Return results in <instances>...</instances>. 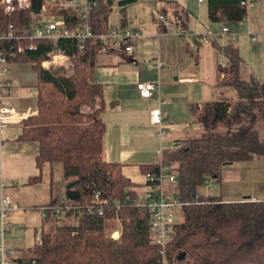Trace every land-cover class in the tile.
<instances>
[{"label": "trees", "instance_id": "1", "mask_svg": "<svg viewBox=\"0 0 264 264\" xmlns=\"http://www.w3.org/2000/svg\"><path fill=\"white\" fill-rule=\"evenodd\" d=\"M95 1L88 16L92 38L81 52L71 39L0 41V48L15 55L8 62L29 65L35 76L36 114L21 122L17 140L36 143L37 168L43 163L60 165L63 200L79 206L77 214L65 215L67 219L76 216V226L40 235L31 251L33 264H154L156 260L157 248L147 242V214L131 203L135 198L129 190L132 184L121 176L118 164L100 159L104 105L101 86L92 83L91 76L101 48L96 37L107 26L110 2ZM135 1L120 0L118 5L122 8ZM239 1L206 0L208 22H241L246 11ZM30 2L29 9L9 17L0 8V33L7 24L18 29L31 21L30 13L38 9L39 0ZM60 14L68 25L74 20L70 11ZM170 15V23H180L184 29L185 20L174 10ZM211 45L226 59V65L217 68L224 75L215 85L218 99L202 103L199 110L190 106L197 129L183 140L187 145L182 151L164 152L161 158L176 179L173 197L182 204V222L175 226L164 254L167 264H264V200L223 202L198 192L208 181L219 183L221 170L233 164L259 159L264 165V140L256 130L257 125H264V80L240 78L241 58L231 44ZM27 46L33 49L15 52ZM54 46L69 57L70 69L40 67ZM156 170V165L140 166L142 174ZM38 181L34 178L27 184ZM94 191H99L102 216L85 210L92 204ZM54 205L51 201L46 217L52 215ZM114 214L122 225L118 241L103 237L106 220Z\"/></svg>", "mask_w": 264, "mask_h": 264}, {"label": "crops", "instance_id": "2", "mask_svg": "<svg viewBox=\"0 0 264 264\" xmlns=\"http://www.w3.org/2000/svg\"><path fill=\"white\" fill-rule=\"evenodd\" d=\"M119 1L110 0L107 25L138 31L139 38L133 42L134 52L129 56L122 53L98 54V65L93 70L91 81L101 86L104 105L100 113L104 126L100 159L119 165L121 176L132 184L129 190L137 197L147 190L142 183L140 166L157 164L163 155L159 151L160 146L166 147L172 141L183 142L192 135L187 122L194 121L190 106L199 110L202 103L218 99L219 90L215 85L224 75L218 73L217 68L225 66L226 59L211 43L219 48L231 44L237 49L241 58L239 74L243 80L248 77L264 80V48L259 49L257 57L252 60L246 71L247 77H242L240 50L245 49L244 39L249 40L247 34L253 31L247 19L242 32L232 33L227 29L229 33L221 35V27L226 24L208 22L206 0L201 3L196 0H136L122 8ZM172 10L180 20H185L184 29L180 28V23L177 26L170 23ZM153 12L164 15L166 26L155 18ZM214 26H219V29ZM210 33L215 36L211 38ZM201 37L207 38V45L201 44ZM157 60L161 64L159 70L153 65ZM145 62L150 64L149 68ZM23 66L8 64L13 83L8 104L21 115V119L18 123L9 124L1 132L0 139L1 193L15 204L7 214L8 231L1 243L14 253V261L31 258V251L40 235L56 229L55 218L44 214L51 201L57 204L64 199L65 186L60 165L43 163L37 168L36 143L17 140L21 122L36 114L35 76L23 71ZM147 81H158L159 88L152 91L148 99H141L135 85ZM155 108L165 115L170 125L169 137L163 141L155 137L154 126L150 123V111ZM231 167L221 170L219 181L230 189L242 178V173ZM34 178L39 181L27 184ZM233 189L231 199H220L223 202L245 200L247 197L250 201L264 200V194L256 198H236L239 195L236 188ZM163 191L166 197L174 198L172 186L166 185ZM178 219L182 222V215Z\"/></svg>", "mask_w": 264, "mask_h": 264}, {"label": "built area", "instance_id": "3", "mask_svg": "<svg viewBox=\"0 0 264 264\" xmlns=\"http://www.w3.org/2000/svg\"><path fill=\"white\" fill-rule=\"evenodd\" d=\"M110 2V0H108ZM198 3L203 0H196ZM259 0H240L239 6L244 8L246 13L251 10ZM111 3V2H110ZM30 0H1L0 8L4 16L9 17L11 14L19 11L29 9ZM96 6L95 0H39L38 9L30 13L31 21L26 25L14 29L11 24H7L6 29L0 33V41L9 40H50L55 43L58 39H71L76 42V49L81 52L84 43L92 38L91 27L88 24V16L90 11ZM63 11H70L74 14V20L68 25L60 14ZM155 18L163 25L166 26L167 21L162 14L153 12ZM16 32V34H15ZM228 32L225 26L221 27L220 34L226 35ZM138 31L130 29H121L107 25L104 32L99 34L96 38L101 44L98 51L99 55L107 53H122L131 55L134 52L135 42L139 38ZM211 38L215 34H208ZM249 41L257 44L260 38L254 34L248 33ZM200 42L203 45L208 44L206 37H201ZM191 49L194 46L189 44ZM11 49V48H10ZM33 46H27L24 49L17 47L15 52L21 54L24 50H32ZM14 57L12 52L7 53L4 49L0 48V139L1 132L9 125L18 123L21 115L12 109L8 104L10 91L13 83L9 77L7 59ZM146 63L149 68L150 64ZM154 68L159 70L161 67L160 62H154ZM44 70H53L62 68L67 70L70 68L69 57L63 54L56 46L50 52L46 60L40 64ZM159 88V82H138L135 89L141 99H148L152 91ZM150 123L154 126V135L159 141H163L169 137V121L162 114L158 108L150 111ZM186 145L184 142L172 141L168 146H160V152H179L182 151ZM162 156L159 157L156 165L155 172L146 173L142 175V183L147 187V190L140 196L135 197L131 203L134 207L145 210L147 214V242L150 246L157 248L156 260L154 264H167L164 254L165 246L170 242L174 235L175 226L179 225L181 221V203L175 198H168L165 196L163 188L167 186H174L176 183L175 177L169 172L168 167L162 164ZM206 186H213V183L208 181ZM2 185L0 184V264H33L31 258L25 260L14 261V253L6 250L2 245V238L8 231L7 214L9 210L15 208V204L11 199L1 193ZM99 198V191L92 193V204L85 206L86 212L92 210L97 216L103 215V210L100 205H97ZM117 208V206H115ZM79 209L78 205L73 204L68 200H62L55 204L52 208V215L57 222H64L72 220L75 225L77 223L76 216L70 217L68 220L66 214L75 211L77 214ZM111 227L108 230L107 237L112 241H118L121 230V222L118 217L114 216L106 220ZM109 228V229H110ZM39 242L37 240L36 244ZM27 261H29L27 263Z\"/></svg>", "mask_w": 264, "mask_h": 264}, {"label": "rangeland", "instance_id": "4", "mask_svg": "<svg viewBox=\"0 0 264 264\" xmlns=\"http://www.w3.org/2000/svg\"><path fill=\"white\" fill-rule=\"evenodd\" d=\"M246 14L247 15L245 19L248 20V24L253 29L251 33L258 36L260 38V42L257 44H252L247 38L244 39L246 47L245 49L240 48L241 57L243 59V63L241 66V75H243L242 77H247L246 71H248V67H250L252 60L254 61L255 57H257L258 50L264 48V1L262 2L261 0L260 2H257L255 8L253 10H249ZM253 17L255 20L253 19ZM245 19L236 24H226L225 27H227V29H229V31H231L232 33L242 32L246 28ZM214 28L219 29V26H214ZM22 69L23 71L28 72L30 75H33V72L31 71L29 65H24ZM187 122L190 125V132L194 133L197 127L196 123L192 120H188ZM256 130L258 132L259 137L264 140V125H257ZM184 144L187 145L186 143ZM231 168L236 169L242 173V178L236 183V185H232L231 189L216 182L213 184V186L208 187L205 185L199 188L198 192L206 196L220 197L223 199H231L234 196L233 193L235 189L233 188H236L239 195L236 198H241L243 196H250L256 198L264 194V165L259 159H253L248 162L236 163L232 165ZM207 183L210 184L209 182ZM105 224L106 226L103 231V237L109 239L107 237V233L108 230H111V226L108 223ZM76 225L72 220H70L64 222H57L56 228L61 226Z\"/></svg>", "mask_w": 264, "mask_h": 264}, {"label": "water", "instance_id": "5", "mask_svg": "<svg viewBox=\"0 0 264 264\" xmlns=\"http://www.w3.org/2000/svg\"><path fill=\"white\" fill-rule=\"evenodd\" d=\"M249 198L247 197V198H245V200H248Z\"/></svg>", "mask_w": 264, "mask_h": 264}]
</instances>
